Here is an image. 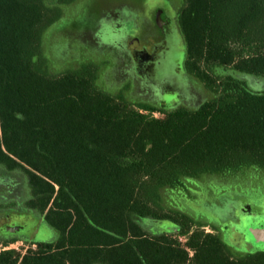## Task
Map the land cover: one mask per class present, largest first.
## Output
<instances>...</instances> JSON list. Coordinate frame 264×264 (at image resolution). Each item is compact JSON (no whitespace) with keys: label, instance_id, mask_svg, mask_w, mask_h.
Returning <instances> with one entry per match:
<instances>
[{"label":"trees","instance_id":"16d2710c","mask_svg":"<svg viewBox=\"0 0 264 264\" xmlns=\"http://www.w3.org/2000/svg\"><path fill=\"white\" fill-rule=\"evenodd\" d=\"M73 1L0 0V164L25 172L28 208L58 234L0 249V264H264L176 200L207 176L264 171V0H181L184 64L210 98L173 110L103 89L94 61L48 71L46 32Z\"/></svg>","mask_w":264,"mask_h":264},{"label":"rangeland","instance_id":"374dc122","mask_svg":"<svg viewBox=\"0 0 264 264\" xmlns=\"http://www.w3.org/2000/svg\"><path fill=\"white\" fill-rule=\"evenodd\" d=\"M146 1L153 8L158 0ZM168 1L173 3L172 6L178 7L179 12L182 1ZM140 4L138 0H74L63 6L60 19L47 30L44 38L43 57L48 71L60 74L79 67L81 63L94 61L100 68V86L103 89L113 94L123 93L134 103L157 105V99L143 96L146 88L140 84L131 68V58L126 50L118 47L122 40L113 35L117 30L124 32V20L129 13L136 14L142 7ZM146 9L151 15V9ZM152 31L153 29H145L141 35L145 37L152 34ZM175 44L176 49L180 48L177 50H182L181 62H185L183 39L177 40ZM108 69L111 72L109 75L105 74ZM187 75L188 91L193 100H187L186 97H167L168 110L175 109L176 103L196 108L210 98L203 84L189 73ZM250 82L256 90L263 86L261 80L250 78ZM154 116L164 118L161 113ZM188 188L191 191H185L184 195L180 194L176 199L180 208L183 207L185 212L192 214L199 222H214L222 238L220 229L228 224L229 218L223 216L219 209L227 203L237 204V207L233 206L235 210L246 202L257 210L264 209V171L250 169L231 176H207L194 181ZM30 199L31 191L25 172L20 169L8 171L0 164V242L17 240L12 249H18L22 253L31 247L26 241L52 242L58 237L57 232L37 212L28 208ZM9 227L20 230L11 233L6 231ZM170 227L167 222H154L148 224L147 228L152 234L167 232L175 237L174 230ZM204 230L206 233H214L210 227ZM237 231L244 234L246 239L244 242L235 240L238 246L235 251L240 254L264 252V241L259 240V235L264 232V212L257 217L244 218L242 227L237 228ZM180 240L184 242L185 238ZM224 242L230 247L228 239Z\"/></svg>","mask_w":264,"mask_h":264},{"label":"flooded vegetation","instance_id":"af4514ba","mask_svg":"<svg viewBox=\"0 0 264 264\" xmlns=\"http://www.w3.org/2000/svg\"><path fill=\"white\" fill-rule=\"evenodd\" d=\"M138 2L142 4V7L136 14L129 13V16L124 20V32L121 33L120 30H117L113 35L116 36V39L122 40L118 47L126 50L131 58V68L136 73L140 84L146 88V93L143 96L157 99L155 106L165 109H167L166 99L170 96L186 97L187 100H193L188 91V72L184 62H181L182 50H177L180 48L176 49L175 44L177 40L183 39L179 26L178 7L172 6L173 3L168 0L156 1L153 8L149 7L146 0H138ZM146 8L151 9V15ZM129 23H131V27H129ZM148 28L153 29L152 34L142 37L141 34ZM110 73L109 69L105 71L107 75ZM174 107L185 106L176 103ZM233 206L237 207L238 205L227 203L219 211L223 216L229 218L228 224H224L220 232L224 240L228 239L230 247L234 250L238 249L235 240L239 239L244 242L246 239L244 234L237 231V228L242 227L243 219L248 214L257 217L263 214L264 209L257 210L248 202L240 204L239 209L236 210L233 209ZM207 224L214 226L215 223L208 220ZM235 252L240 253L239 251Z\"/></svg>","mask_w":264,"mask_h":264},{"label":"water","instance_id":"95a60500","mask_svg":"<svg viewBox=\"0 0 264 264\" xmlns=\"http://www.w3.org/2000/svg\"><path fill=\"white\" fill-rule=\"evenodd\" d=\"M249 215L250 214H248V216ZM19 230H20V228H11V227L6 229V231L11 232V233H14V232L19 231ZM259 240L264 241V232L259 235Z\"/></svg>","mask_w":264,"mask_h":264},{"label":"built area","instance_id":"2783aa9c","mask_svg":"<svg viewBox=\"0 0 264 264\" xmlns=\"http://www.w3.org/2000/svg\"><path fill=\"white\" fill-rule=\"evenodd\" d=\"M10 248V247H9ZM11 248H14V246H12ZM0 249H2V250H6V248H2V247H0Z\"/></svg>","mask_w":264,"mask_h":264},{"label":"crops","instance_id":"0c3cea01","mask_svg":"<svg viewBox=\"0 0 264 264\" xmlns=\"http://www.w3.org/2000/svg\"><path fill=\"white\" fill-rule=\"evenodd\" d=\"M4 241H7V240H4ZM4 241H3V242H4ZM12 246H13V245H11L10 248H6V249H12V248H11ZM2 248H5V247H2Z\"/></svg>","mask_w":264,"mask_h":264}]
</instances>
